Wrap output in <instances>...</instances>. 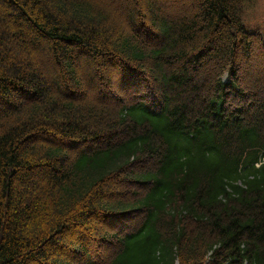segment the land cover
I'll list each match as a JSON object with an SVG mask.
<instances>
[{"label": "trees", "instance_id": "obj_1", "mask_svg": "<svg viewBox=\"0 0 264 264\" xmlns=\"http://www.w3.org/2000/svg\"><path fill=\"white\" fill-rule=\"evenodd\" d=\"M180 1L0 0V264H264V0Z\"/></svg>", "mask_w": 264, "mask_h": 264}, {"label": "rangeland", "instance_id": "obj_2", "mask_svg": "<svg viewBox=\"0 0 264 264\" xmlns=\"http://www.w3.org/2000/svg\"><path fill=\"white\" fill-rule=\"evenodd\" d=\"M174 1H177V0H174ZM182 2L185 3V4H184L185 7H187L186 4H189V5H190V6L188 5L189 10H191V9H192V10H198V9H199V5H200L199 2H200V0H182V1H180L179 3H177V4L181 5ZM258 60L260 61V64H261L262 61H261L260 58H258V59L256 58L255 61L257 62ZM252 64H254V63H252ZM260 64H258V66H259ZM242 69H243V70L245 69V65L242 66ZM84 74H85V73H84ZM86 76H87V74H86ZM85 78H86V77H85ZM86 79H87V78H86Z\"/></svg>", "mask_w": 264, "mask_h": 264}]
</instances>
